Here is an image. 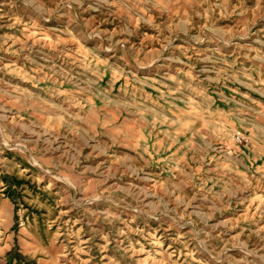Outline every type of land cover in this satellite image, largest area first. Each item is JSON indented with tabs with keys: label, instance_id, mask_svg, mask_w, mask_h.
Segmentation results:
<instances>
[{
	"label": "rangeland",
	"instance_id": "1",
	"mask_svg": "<svg viewBox=\"0 0 264 264\" xmlns=\"http://www.w3.org/2000/svg\"><path fill=\"white\" fill-rule=\"evenodd\" d=\"M0 264H264V0H0Z\"/></svg>",
	"mask_w": 264,
	"mask_h": 264
}]
</instances>
